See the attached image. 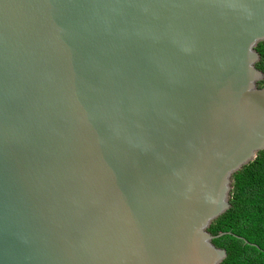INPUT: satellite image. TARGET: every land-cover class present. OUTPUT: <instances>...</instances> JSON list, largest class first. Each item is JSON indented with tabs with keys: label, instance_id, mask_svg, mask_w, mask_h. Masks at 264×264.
Listing matches in <instances>:
<instances>
[{
	"label": "water",
	"instance_id": "water-1",
	"mask_svg": "<svg viewBox=\"0 0 264 264\" xmlns=\"http://www.w3.org/2000/svg\"><path fill=\"white\" fill-rule=\"evenodd\" d=\"M263 41L264 0H0V264H221Z\"/></svg>",
	"mask_w": 264,
	"mask_h": 264
},
{
	"label": "trees",
	"instance_id": "trees-1",
	"mask_svg": "<svg viewBox=\"0 0 264 264\" xmlns=\"http://www.w3.org/2000/svg\"><path fill=\"white\" fill-rule=\"evenodd\" d=\"M257 68L264 74V41L257 46ZM259 87H264V81ZM213 244L224 249L221 264H264V150L232 176L230 208L213 220ZM229 232V234H227Z\"/></svg>",
	"mask_w": 264,
	"mask_h": 264
}]
</instances>
